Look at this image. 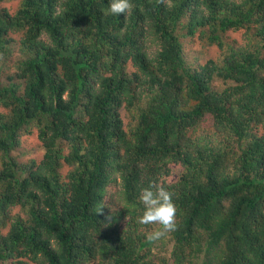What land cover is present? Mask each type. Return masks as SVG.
I'll return each instance as SVG.
<instances>
[{
    "label": "trees",
    "instance_id": "16d2710c",
    "mask_svg": "<svg viewBox=\"0 0 264 264\" xmlns=\"http://www.w3.org/2000/svg\"><path fill=\"white\" fill-rule=\"evenodd\" d=\"M7 1L0 264H264V0Z\"/></svg>",
    "mask_w": 264,
    "mask_h": 264
},
{
    "label": "clouds",
    "instance_id": "9594fccd",
    "mask_svg": "<svg viewBox=\"0 0 264 264\" xmlns=\"http://www.w3.org/2000/svg\"><path fill=\"white\" fill-rule=\"evenodd\" d=\"M131 8V0H110L107 14L120 17L126 15ZM139 200L143 205L139 223L143 225L158 224L159 230L147 234L150 241L159 240L165 233L176 229V206L169 191L160 188L153 190L152 186L141 189Z\"/></svg>",
    "mask_w": 264,
    "mask_h": 264
},
{
    "label": "rangeland",
    "instance_id": "374dc122",
    "mask_svg": "<svg viewBox=\"0 0 264 264\" xmlns=\"http://www.w3.org/2000/svg\"><path fill=\"white\" fill-rule=\"evenodd\" d=\"M19 0H8L5 5L10 8L11 11L15 9V7L18 5ZM236 35L233 34V37ZM192 52L189 50V53ZM216 55V50L210 51L208 54H204L203 57L201 58L200 62H204L209 56ZM29 143L35 144L37 142V139L34 135L30 136L28 138ZM161 228L160 225H158L157 230ZM165 240H167V234L163 236ZM159 244H161L160 240H156Z\"/></svg>",
    "mask_w": 264,
    "mask_h": 264
}]
</instances>
